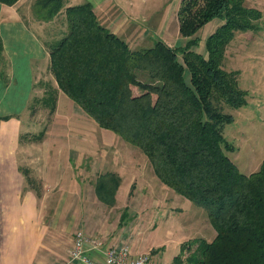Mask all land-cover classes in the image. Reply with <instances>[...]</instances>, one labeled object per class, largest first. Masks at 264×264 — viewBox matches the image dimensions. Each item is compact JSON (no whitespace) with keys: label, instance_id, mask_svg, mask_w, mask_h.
I'll return each mask as SVG.
<instances>
[{"label":"trees","instance_id":"16d2710c","mask_svg":"<svg viewBox=\"0 0 264 264\" xmlns=\"http://www.w3.org/2000/svg\"><path fill=\"white\" fill-rule=\"evenodd\" d=\"M60 13L61 36L44 39L56 86L34 97L31 109L53 113L63 91L100 127L141 149L162 183L205 208L216 234L184 241L170 264H264V157L257 170L241 172L226 153L236 147L223 134L234 121L224 108L247 104L239 70L222 66L225 50L237 31L259 29L260 11L244 0H182L185 43L156 39L136 49L99 22L90 1L35 0L32 6L42 22ZM215 17L221 23L199 52L196 33ZM120 183L114 171L98 174V200L113 206Z\"/></svg>","mask_w":264,"mask_h":264},{"label":"rangeland","instance_id":"374dc122","mask_svg":"<svg viewBox=\"0 0 264 264\" xmlns=\"http://www.w3.org/2000/svg\"><path fill=\"white\" fill-rule=\"evenodd\" d=\"M85 1L93 3L99 22L122 37L132 49L150 46L156 39L171 46L186 41L179 31L178 12L182 0H66V3ZM262 1L245 3V6L255 5L263 13L258 20L261 29L237 31L226 47L222 63L227 70H239V85L247 91L246 105L224 108L233 115L234 121L225 125L223 134L238 147L226 153L241 172L250 170L252 164L264 156ZM34 2L27 3L33 6ZM63 20L60 13L48 24L46 39L51 35L61 36ZM220 23L215 17L197 31L200 38L195 47L197 51L204 52L205 38ZM41 95L39 91L34 97ZM32 106L34 100L30 110L21 117L20 143L30 142L37 147L32 152L38 169L46 167V159L50 158L55 183L53 206L57 217L67 224V235L83 230L102 236L106 245L120 243L148 250L145 252L150 253L155 264H170L186 240L214 237L207 235L209 226H206L208 217L204 207L162 183L141 149L100 127L65 93L62 92L58 109L53 113L48 108L37 105L31 109ZM106 171L117 172L121 177L113 206L100 202L94 192L97 175ZM30 177L35 186H42L41 178ZM124 209L126 217L119 224ZM207 223L212 227L209 220Z\"/></svg>","mask_w":264,"mask_h":264},{"label":"crops","instance_id":"0c3cea01","mask_svg":"<svg viewBox=\"0 0 264 264\" xmlns=\"http://www.w3.org/2000/svg\"><path fill=\"white\" fill-rule=\"evenodd\" d=\"M27 2L30 0H18L13 5L0 2V264H80L70 260L74 235H67V224L57 217L53 206L55 183L50 158L46 167L38 169L32 152L37 147L20 143L22 115L30 110L39 91L44 94L48 85L56 86L44 44L50 25L30 18L32 6ZM247 2L263 1L244 0ZM250 7L257 8L262 16L258 7ZM62 92L58 90L56 109ZM263 157L244 173L257 170ZM31 175L41 178L42 186H35ZM207 222V235H215ZM122 245L127 244H111ZM130 249L133 254L148 251ZM90 254L99 259L103 256L100 251Z\"/></svg>","mask_w":264,"mask_h":264},{"label":"built area","instance_id":"2783aa9c","mask_svg":"<svg viewBox=\"0 0 264 264\" xmlns=\"http://www.w3.org/2000/svg\"><path fill=\"white\" fill-rule=\"evenodd\" d=\"M90 251L103 253L102 259L91 256ZM70 260L80 264H155L149 252L133 254L129 246L105 245L103 240L78 230L74 234Z\"/></svg>","mask_w":264,"mask_h":264}]
</instances>
